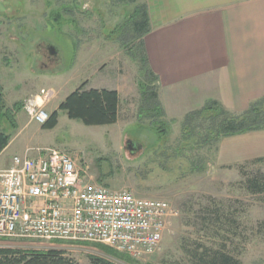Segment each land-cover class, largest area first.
<instances>
[{"label":"rangeland","instance_id":"rangeland-1","mask_svg":"<svg viewBox=\"0 0 264 264\" xmlns=\"http://www.w3.org/2000/svg\"><path fill=\"white\" fill-rule=\"evenodd\" d=\"M141 7L140 0H0V90L3 112L12 119L3 113L0 130L13 139L6 158L26 148H54L68 154L92 184L165 201L168 213L157 249L139 260L127 256L128 262L120 257L124 254L94 244L0 239V248L58 251L77 264H89L91 258L111 264H192L188 251L222 246L240 264H264V193L247 190V181L255 177L264 188V157L232 165L219 160L222 139L216 143L210 137L221 117L201 116L187 126L186 115L162 117L157 120L164 132L158 135L151 121L138 115L139 83L157 88L156 78L142 65L143 37L134 27L140 18L133 14ZM45 46L56 50L53 59ZM82 84L120 91L113 127H86L58 111L57 125L46 131L24 111L28 100L38 98L50 116V109ZM256 92L236 98L226 90L209 91L204 105L215 101L230 117H241L253 104L264 110V89ZM201 104L198 95L190 94L182 105L197 109L192 113ZM15 107L20 108L16 118ZM129 141L137 151L127 149ZM211 209L222 215L216 227L205 224Z\"/></svg>","mask_w":264,"mask_h":264},{"label":"crops","instance_id":"crops-1","mask_svg":"<svg viewBox=\"0 0 264 264\" xmlns=\"http://www.w3.org/2000/svg\"><path fill=\"white\" fill-rule=\"evenodd\" d=\"M140 2L146 9L149 28L142 39L144 55L147 68L157 80V102L164 117H183L197 110L182 105L189 101L190 94L198 95L202 108L209 91L226 90L236 98L263 91L264 0ZM96 89L118 93L119 114L120 91L112 87ZM12 141L10 136L0 154V170L11 165L12 158L3 155ZM263 148L264 130L244 133L217 143L218 159L231 165L253 161L264 157Z\"/></svg>","mask_w":264,"mask_h":264},{"label":"built area","instance_id":"built-area-1","mask_svg":"<svg viewBox=\"0 0 264 264\" xmlns=\"http://www.w3.org/2000/svg\"><path fill=\"white\" fill-rule=\"evenodd\" d=\"M39 102L24 111L42 126L49 116ZM167 213L165 201L92 184L54 148L26 149L0 170V239L103 245L139 260L157 249Z\"/></svg>","mask_w":264,"mask_h":264},{"label":"trees","instance_id":"trees-1","mask_svg":"<svg viewBox=\"0 0 264 264\" xmlns=\"http://www.w3.org/2000/svg\"><path fill=\"white\" fill-rule=\"evenodd\" d=\"M139 0H128L129 3H134ZM59 15V14H58ZM139 17L140 20L134 25L136 32L141 37L149 31L148 18L145 7L136 9L133 17ZM145 58V55H144ZM147 66L146 58L143 64ZM144 67L142 66V69ZM150 73L149 69H147ZM151 74V73H150ZM154 78V76H153ZM151 90L144 84L139 83V117L149 119L151 129L158 135L164 132L162 122L157 120L164 117V113L157 102V88ZM119 97L115 90L108 89H85V84L80 85L75 91L70 93L58 106V109L52 112L48 120L42 125L43 130H52L57 125L58 111L65 113L69 120L79 121L86 127H102L111 126L117 122L118 117ZM15 112L20 111V108L15 107ZM10 117V113L3 112V95L0 90V116ZM264 110L253 104L246 112L241 114V117H230L227 112L220 108L215 101H210L205 104L199 111L187 114L184 117L186 126L192 119L207 116L209 120L222 118L216 128L213 137H210L211 142L216 143L224 138L241 135L244 133L264 130V119L261 115ZM12 116V115H11ZM238 116V115H237ZM11 127H15V123L11 122ZM15 129V128H14ZM208 139V140H210ZM10 141V136L3 130H0V154L7 147ZM208 143V142H206ZM247 190L251 194L264 193L263 184L260 178H253L247 181ZM208 219L205 224L216 227L221 221L222 215L219 210L211 209L206 211ZM226 220L228 218H225ZM232 221V220H231ZM218 230V229H217ZM211 250L198 246L192 251H188L192 264H240L238 260L221 249ZM106 252H112L104 248ZM115 252V251H114ZM117 255V254H116ZM120 256L125 261H130L127 256ZM0 264H77L73 259L69 258L62 252L46 250V251H31L25 252L9 248H0ZM89 264H111L100 258H91Z\"/></svg>","mask_w":264,"mask_h":264},{"label":"water","instance_id":"water-1","mask_svg":"<svg viewBox=\"0 0 264 264\" xmlns=\"http://www.w3.org/2000/svg\"><path fill=\"white\" fill-rule=\"evenodd\" d=\"M50 47V46H49ZM49 53H50V55H52V56H56V50L53 48V47H50L49 48ZM127 149L129 150V151H137V149L136 148H138V146H136V144H134V143H132V142H128L127 143Z\"/></svg>","mask_w":264,"mask_h":264},{"label":"flooded vegetation","instance_id":"flooded-vegetation-1","mask_svg":"<svg viewBox=\"0 0 264 264\" xmlns=\"http://www.w3.org/2000/svg\"><path fill=\"white\" fill-rule=\"evenodd\" d=\"M46 47V46H45ZM44 47V48H45ZM39 48V47H38ZM49 46H47L45 49H46V52H47V54H48V58H49V60H51V59H53L55 56H52V55H50V53H49Z\"/></svg>","mask_w":264,"mask_h":264},{"label":"bare ground","instance_id":"bare-ground-1","mask_svg":"<svg viewBox=\"0 0 264 264\" xmlns=\"http://www.w3.org/2000/svg\"><path fill=\"white\" fill-rule=\"evenodd\" d=\"M7 168V167H6Z\"/></svg>","mask_w":264,"mask_h":264}]
</instances>
